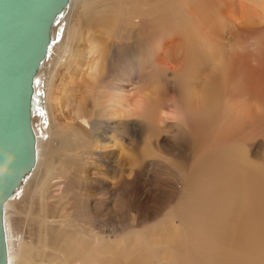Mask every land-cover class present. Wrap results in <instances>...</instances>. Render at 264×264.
I'll use <instances>...</instances> for the list:
<instances>
[{
    "label": "rangeland",
    "instance_id": "rangeland-1",
    "mask_svg": "<svg viewBox=\"0 0 264 264\" xmlns=\"http://www.w3.org/2000/svg\"><path fill=\"white\" fill-rule=\"evenodd\" d=\"M144 1L137 10L138 19L133 22L143 20L151 27L164 25L167 29L162 38H156L160 46L153 56L147 50L150 43L139 47L134 27L129 24L124 36L109 38V43H104L105 57L107 53L109 56L105 61V74L95 86L91 82L88 84L87 77L82 78L84 72L80 69L75 71L74 79L71 78L75 65L61 72L58 83L61 101L57 115L65 130L69 133L74 129L79 107L90 112L94 122L100 119L98 114L105 106L110 108L118 102L121 107L119 115L108 114L105 117L110 120L106 136L116 138L117 143L103 149L102 145L93 143L100 140V134L104 135L103 130L91 132V143L81 144L76 151L81 157L88 156V162L68 159L63 164L64 172L70 168V175L74 172L76 182L72 190L48 200V207L36 202L22 204L23 213L14 214L10 223L5 214L7 232L10 230L8 235L11 238L12 257L21 238L27 243L25 245H36L42 236L47 239L41 242V249L32 253L33 264H211L208 254L214 256L218 252L208 248L207 240L193 242L187 236L186 220L172 214L181 199L177 194L183 174L178 173L179 164L170 157L168 150L170 146H173L172 149L182 148L179 145L184 143L178 142L177 136L187 139L193 126L179 102L182 87L190 72L201 78L200 82H195L200 87L206 82V75L210 76L214 62L223 59V56L228 60L231 56L242 55L257 61L264 56V8L260 6L264 5L253 0L254 4L248 2L243 7H231L234 21L243 30L213 18L214 11H208V17H203L202 26L195 25L198 37H192L186 35L187 28L198 22V14L204 13H198L201 0H191V8H188L191 11L189 15L186 14L188 18L184 25L177 22L163 23L161 17L156 15L169 7L170 0ZM152 2L154 14L150 11ZM212 2L205 1V5L208 7L214 4ZM221 10L224 11V8ZM86 31L81 33L78 42L83 70H86L84 66L90 61V51L85 46L89 45L88 42L86 44V40L89 41ZM205 40L209 46L206 44L204 47ZM163 43L168 44V47L164 48ZM217 52L218 56L215 57ZM209 56H212L211 61ZM103 65L104 61L101 69ZM180 75L187 78L182 84L178 78ZM67 86L75 90L69 92ZM147 105L152 108V115L144 118L141 112ZM259 106L264 108L263 102ZM105 118L102 120L107 122ZM147 120H150L151 132H148ZM255 139L261 141L260 138ZM92 143L94 147L90 150ZM253 149L255 156H262L261 148L257 146ZM186 154L189 158L194 157L192 150L186 151ZM55 160L59 158L55 157ZM24 187L25 184L17 194ZM208 211H212V208ZM244 211V196H234L227 212L229 223L237 220ZM63 213H66V217L61 219ZM39 219H43V223L46 221L43 233L39 230ZM52 220L55 223H49ZM222 221L221 216L212 221L202 219L200 224L210 225L215 231L216 225ZM57 235L59 242L71 239L73 248L64 253L61 245L54 244ZM77 244L80 246L79 251L76 250Z\"/></svg>",
    "mask_w": 264,
    "mask_h": 264
},
{
    "label": "bare ground",
    "instance_id": "bare-ground-1",
    "mask_svg": "<svg viewBox=\"0 0 264 264\" xmlns=\"http://www.w3.org/2000/svg\"><path fill=\"white\" fill-rule=\"evenodd\" d=\"M205 1L212 2V0H201L198 13L199 11L204 13L198 14V22L188 26L186 35L198 37V32L194 29L195 25L202 26L203 17L207 16L208 11H214L213 18H219L220 21L227 22L229 26L243 30L239 23L234 21L231 7L238 8L253 0H213L214 4L208 7ZM257 1L264 5V0ZM144 3V0H100V3L98 0H70L66 10L56 19L51 28L48 53L34 77L36 105L31 112V122L36 136V162L17 191L3 204L8 264H33L32 253L41 249L43 247L41 242L47 238L42 236L36 245H25L24 238H21L19 246L16 247L18 249L12 257L11 238L9 239L8 235L10 230L7 232L5 214L10 223L14 214L23 213L22 204L36 202L43 207H48V200H54L66 191L72 190L76 182L74 172L70 175L71 168L64 172L63 164L68 159L88 162L86 159L88 156L81 157L76 151L81 144L91 143V132L103 130L104 135H99L100 140L93 142L102 145L103 149L117 143L116 138L106 136L109 133L107 130H109L110 122L108 121L110 120L105 117L108 114L119 115L121 107L118 106V102L115 105L112 104L110 108L105 106L98 114L100 119L94 122H92L91 113L84 110V107H79L76 123L73 125L75 132L73 133L74 129L69 133L65 130L57 115L61 101V89L58 85L62 76L61 72L75 65L71 78L74 79L75 71L80 69L85 73L82 78L87 77L88 84L90 82L92 85L96 84L105 74L103 70L106 58L109 56L107 53L105 57L104 43H109V38L124 36L129 24L134 27L139 47L150 43L147 50L153 56L160 46L156 38L160 36L162 38V34L167 29L164 25L151 27L143 20L133 22L134 19H138L137 10ZM150 5V11L154 14V3ZM260 6L261 9L264 8L262 4ZM188 8H191V0H170L169 7L162 9L160 14L156 15L161 17L163 23L177 22L184 25L191 11ZM221 8H224V11ZM228 24L225 25L228 27ZM84 30H87L89 38V41L86 40V44L88 42L89 45L85 46L90 51L88 54L90 61L88 60V65L84 66L87 67L86 70L82 69L78 48L80 35ZM207 43L205 40L204 47L208 45ZM201 46L203 48V45ZM163 47L167 48L168 44L163 43ZM232 52L234 53L233 50ZM217 56L218 52L215 57ZM226 59L223 56V59L214 62L215 66L210 76L206 75V82L201 85L202 87L195 85V82H200L201 78L198 79L192 72L188 74L187 81V78H183L185 75L178 76L181 84L186 81L182 87V97L179 102L188 113V119L193 126L187 139L183 140V137L177 136V141L184 143L179 145L184 150L172 149L173 146H170L168 150L170 157L179 164L178 173L183 174L181 188L177 194L181 196V199L172 214L186 220L187 236L193 242L207 240L208 248L213 252L218 251L214 256L208 254L211 264H261L264 262V108L259 105L262 102L264 104V56L258 61L242 55H234ZM103 61L104 65L101 69ZM67 88L69 92L75 90L68 86ZM151 113L152 108L148 105L144 106L141 112L144 118H148L152 115ZM102 118L107 119V122H104ZM146 123L149 125L148 132H151L153 129L150 127V120ZM255 138H260L261 141L258 142ZM93 143L90 150L94 147ZM256 145L263 152L261 157L254 155L253 148H256ZM190 150L194 153L193 158H189L186 154V151ZM88 155H90L89 152ZM55 157L59 160L56 161ZM24 184L22 192L17 194ZM234 196H244L245 211L237 220L229 223L230 217L227 216V212ZM210 208L212 211H208ZM28 216L32 219L30 214ZM221 216L223 221L216 225L215 231L210 225L200 224L202 219L212 221ZM65 217L66 213L60 216L61 219ZM39 221L41 223L39 230L43 233V224L46 221L45 223L43 219ZM49 223H55V221L52 220ZM54 241L55 245L62 246L64 253L70 251L74 245L71 239L59 242V235ZM79 249L80 246L77 244L76 250L79 251Z\"/></svg>",
    "mask_w": 264,
    "mask_h": 264
},
{
    "label": "water",
    "instance_id": "water-1",
    "mask_svg": "<svg viewBox=\"0 0 264 264\" xmlns=\"http://www.w3.org/2000/svg\"><path fill=\"white\" fill-rule=\"evenodd\" d=\"M70 0H0V264H8L3 204L36 162L34 77Z\"/></svg>",
    "mask_w": 264,
    "mask_h": 264
}]
</instances>
